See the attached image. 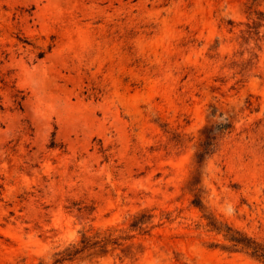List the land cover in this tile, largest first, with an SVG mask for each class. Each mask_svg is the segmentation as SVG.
Here are the masks:
<instances>
[{"label": "rangeland", "instance_id": "obj_1", "mask_svg": "<svg viewBox=\"0 0 264 264\" xmlns=\"http://www.w3.org/2000/svg\"><path fill=\"white\" fill-rule=\"evenodd\" d=\"M141 211L73 264H264L206 218L264 242V0H0V264Z\"/></svg>", "mask_w": 264, "mask_h": 264}, {"label": "trees", "instance_id": "obj_2", "mask_svg": "<svg viewBox=\"0 0 264 264\" xmlns=\"http://www.w3.org/2000/svg\"><path fill=\"white\" fill-rule=\"evenodd\" d=\"M233 125V121L225 118V121L217 124L216 128L221 132H226L231 131ZM203 133L206 134V130ZM213 147H216L215 138L206 135V141L202 144L199 153H197L198 165L196 172L202 166L204 156L215 153ZM194 196L193 203L197 207L203 208L201 206L202 197L198 188L194 189ZM206 218L209 220L208 225L211 229L217 234H223L224 238L229 242L226 246L227 249L231 251H245L264 262V242H259L227 224L218 222L212 217L207 216ZM155 226L154 215L147 211H141L132 218L128 229L125 231L110 229L107 231L97 230L96 232H90L85 230L81 232V237L77 242L69 244L66 248L55 254L53 264H73L74 262H83L86 259L102 258L116 250H121V257H128L130 255L129 249L133 246V243L129 244V242L137 236L150 235ZM39 264L46 263L41 260Z\"/></svg>", "mask_w": 264, "mask_h": 264}]
</instances>
